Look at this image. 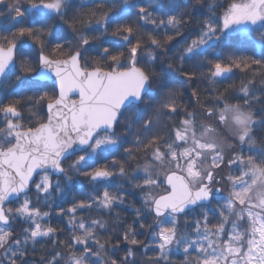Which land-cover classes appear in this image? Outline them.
Returning a JSON list of instances; mask_svg holds the SVG:
<instances>
[{
  "label": "snow or ice",
  "instance_id": "snow-or-ice-1",
  "mask_svg": "<svg viewBox=\"0 0 264 264\" xmlns=\"http://www.w3.org/2000/svg\"><path fill=\"white\" fill-rule=\"evenodd\" d=\"M0 264H264V0H0Z\"/></svg>",
  "mask_w": 264,
  "mask_h": 264
}]
</instances>
